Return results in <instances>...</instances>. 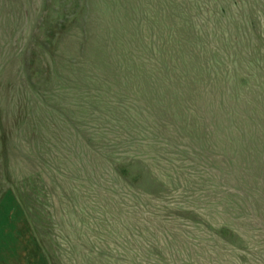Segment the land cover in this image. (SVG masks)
<instances>
[{"label": "rangeland", "instance_id": "obj_1", "mask_svg": "<svg viewBox=\"0 0 264 264\" xmlns=\"http://www.w3.org/2000/svg\"><path fill=\"white\" fill-rule=\"evenodd\" d=\"M0 264H264V0H0Z\"/></svg>", "mask_w": 264, "mask_h": 264}, {"label": "trees", "instance_id": "obj_2", "mask_svg": "<svg viewBox=\"0 0 264 264\" xmlns=\"http://www.w3.org/2000/svg\"><path fill=\"white\" fill-rule=\"evenodd\" d=\"M147 61L148 60H146L143 57L142 60H140V62H137V65L140 67V70H141V72L144 73V75H145V73L148 74L149 78H151L152 76H154V73L155 74L162 73L164 71V69L167 70V68H168V64H167L166 61L165 62L164 61H162V62H156L154 68H151L150 66L146 67L145 64H146ZM145 78L146 77H144V79ZM170 80H171V77H167V81H168L169 84H170ZM156 84L157 83H153L154 91H153V95H152L151 98H150V95L147 96V93H149V89H144L143 87L141 89V92L143 93L142 96L144 98H146V99L148 98V103H150L151 106H156L159 103V101L162 100V97L163 96H165V95L169 96V90H168V88H169L170 85L168 87L164 88L162 90V92L159 93L156 90V88H157ZM126 85H127V83H126ZM148 86H149V84H148ZM121 169H122V167H121ZM119 171L121 172L122 170H119Z\"/></svg>", "mask_w": 264, "mask_h": 264}]
</instances>
